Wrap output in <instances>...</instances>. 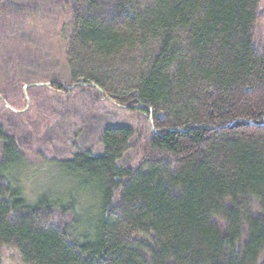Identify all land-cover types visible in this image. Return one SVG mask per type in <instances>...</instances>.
<instances>
[{
  "label": "trees",
  "instance_id": "16d2710c",
  "mask_svg": "<svg viewBox=\"0 0 264 264\" xmlns=\"http://www.w3.org/2000/svg\"><path fill=\"white\" fill-rule=\"evenodd\" d=\"M259 2L72 0L51 54L69 86L61 71L47 88L96 84L152 108L160 134L135 166L121 163L130 124L103 127L98 153L43 155L57 183L32 196L33 161L0 122V250L23 264H264Z\"/></svg>",
  "mask_w": 264,
  "mask_h": 264
},
{
  "label": "rangeland",
  "instance_id": "374dc122",
  "mask_svg": "<svg viewBox=\"0 0 264 264\" xmlns=\"http://www.w3.org/2000/svg\"><path fill=\"white\" fill-rule=\"evenodd\" d=\"M71 1L0 0V122L33 161L29 181L32 196L57 183L53 165L41 156L62 159L77 147L98 153L102 149L99 132L109 124H130L134 129L121 163L135 166L149 150L151 130L143 112L117 108L93 90L73 86L67 93H58L31 85L49 83L51 72L63 71L58 77L69 86L63 60L54 62L51 54L62 50L61 24L69 21ZM258 6L253 40L255 49L264 51V0ZM4 101L17 113L6 108ZM0 264L23 263L15 252L3 249Z\"/></svg>",
  "mask_w": 264,
  "mask_h": 264
},
{
  "label": "water",
  "instance_id": "95a60500",
  "mask_svg": "<svg viewBox=\"0 0 264 264\" xmlns=\"http://www.w3.org/2000/svg\"><path fill=\"white\" fill-rule=\"evenodd\" d=\"M31 85L50 87V83H48V82L40 83V84H31ZM76 85H86V86L93 87V89L96 90L103 98H105V100L109 101L111 104H113L117 108L118 107H120V108L132 107V105H129V104L128 105H122V104L116 103L103 90H101L96 84H93V83H74L73 84V86H76ZM73 86L69 87V89H71ZM26 87H24V91H25ZM3 103L6 106V108H10L11 110L14 111V109L11 106H9V104H7L5 101ZM145 109L149 111L148 121H149V128H150L151 132H154L155 134H160V132L155 130L154 126H153V121H152L153 110H152V108L145 107ZM212 128L216 129V127H212Z\"/></svg>",
  "mask_w": 264,
  "mask_h": 264
}]
</instances>
